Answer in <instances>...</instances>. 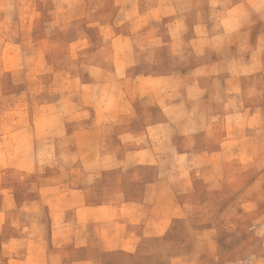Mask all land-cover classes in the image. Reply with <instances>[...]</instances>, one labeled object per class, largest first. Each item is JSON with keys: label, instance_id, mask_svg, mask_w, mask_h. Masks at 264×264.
<instances>
[{"label": "rangeland", "instance_id": "374dc122", "mask_svg": "<svg viewBox=\"0 0 264 264\" xmlns=\"http://www.w3.org/2000/svg\"><path fill=\"white\" fill-rule=\"evenodd\" d=\"M158 1L0 0L2 177L24 195L42 174L59 171L66 176L65 223L59 227L65 263L73 257L69 242L73 231L68 223L75 203L151 207L158 200L174 212L164 219L169 227L161 230L162 236L149 238L134 256L103 254L101 264H183L171 259L181 253L213 257V261L200 264H224L214 260L217 253L234 264H264V53L258 70L249 69L248 62L234 61L220 74H240L241 83L230 87L233 91L209 85L210 91L221 89V95L209 99L207 117L204 102L192 103L194 109L167 111L174 127L188 131V120L194 117L203 132L185 140L175 136L157 141L153 150L157 165L108 168L73 163L74 152L80 148V153L86 154L84 148L90 143H104L109 135L105 133L118 127L143 130L160 119L157 109H150L146 118L136 116L142 113L143 100L133 102L136 112L128 103L122 106V100L129 97L125 81L157 73L152 60L135 63L132 57L142 46L153 49L146 35L165 25L166 19L161 20L157 13L162 7L154 5ZM260 6L264 8L262 1ZM226 22L222 24L232 35L233 23ZM263 26L264 22L258 21V33ZM172 29L182 30L181 24ZM212 32L218 35L216 26ZM247 37L241 32L242 50L247 47ZM248 54L249 48L241 56L248 58ZM225 57L238 55L207 54L203 61L210 64ZM181 58H176L177 65L186 61ZM195 60L192 64L200 62ZM164 63L168 68L169 61ZM206 70L214 77L222 69L207 66ZM122 107L126 117L103 116ZM125 141L129 144L124 148L108 152L146 160V151L133 155L142 144L140 139ZM175 143L184 148L177 149ZM102 152L105 157L106 151ZM29 163L32 165L27 167ZM158 177L157 191H162V196L156 199L150 192L156 189L153 184ZM72 188L82 191L81 195H68ZM41 216L47 234L49 216ZM87 221L83 218L82 225ZM86 232L83 229L80 235ZM84 252L82 249L78 255Z\"/></svg>", "mask_w": 264, "mask_h": 264}, {"label": "crops", "instance_id": "0c3cea01", "mask_svg": "<svg viewBox=\"0 0 264 264\" xmlns=\"http://www.w3.org/2000/svg\"><path fill=\"white\" fill-rule=\"evenodd\" d=\"M261 1L264 3V0H159L155 2V6L162 7L157 13L161 20L166 19L165 25L161 28L158 26L160 29L156 30V33L147 34L148 37L146 35L147 40H152L150 42L153 49L142 46L136 50L132 58L135 63L140 59L146 63L152 60V67L157 73L142 74V78L135 77L125 81L129 83L127 89L129 97L122 100V106L128 103L136 112L133 102L143 100L144 104L139 108L142 113L136 116L146 118L150 116L148 113L150 109H157L160 112V119L146 124L143 130L118 127L117 131L105 133L109 135L104 143L100 141L90 143L87 148H84L87 150L86 154H81L80 148L78 152H74L77 153L74 157V165L78 163L108 168L125 165H157L158 157L153 151L157 141L162 139L166 141L168 138L172 140L175 136L185 140L202 133L203 129L199 127L201 124L194 117L188 120L190 122L188 131H184L178 125L174 127L171 119L167 118V111L183 110L188 107L194 109L192 103L204 102L207 117L209 99L213 100L215 94L216 97L221 95L219 94L221 89L210 91L209 85L230 88L241 83L240 74L227 75V77L220 75L229 70L227 66L238 61L248 62V68L254 71L261 68L259 57L264 53V30L257 32L258 21L264 22V8L260 6ZM225 21L233 23L232 35L226 30V24H222ZM174 24H181L182 30H173ZM214 26L218 31L217 36L212 32ZM241 32L248 35L247 47L244 50L241 49L239 41ZM248 48L249 57L242 58L241 53L247 52ZM214 53L236 54L238 57L233 59L225 57L223 60L217 58L210 64L203 61V56ZM194 55H198V58H194ZM177 57H182L181 60L186 61H181L180 65H177ZM195 59L200 62L192 64ZM167 61H169L168 68L164 63ZM207 66L221 67L222 70L218 75L211 77L206 70ZM166 69L168 71L163 72ZM105 80L109 81L107 77ZM230 90L234 89L230 88ZM123 110L122 107L114 111L115 114L104 113L103 116L110 118L115 116L118 119L126 117V113H122L125 112ZM146 111L147 113H144ZM95 116H98L96 111ZM188 117L184 116V118ZM58 130L59 134L63 133L62 128ZM89 132L95 134L93 129ZM143 135L146 137L144 138ZM129 137L140 139L142 144L135 148L133 155L146 151V160H140L139 157L130 159L126 154L108 152L113 148L115 150L124 148L128 143L125 140ZM175 147L184 148L178 143H175ZM102 151H106L105 157ZM58 164L61 167L64 165L63 162ZM29 165L32 163H29L27 167ZM3 174L0 172V264H101L103 254L121 253L128 257L136 255L144 242L150 240L149 238L156 240L162 236L161 230L169 227L164 219L172 213V209L164 207L158 200L153 201L151 207L140 205L138 207L137 204L130 203H119L115 206L101 204L82 206L81 203H75L70 207L73 214L72 222L68 223L73 231L69 241L73 244V257L65 263L63 250H61L64 242L60 238L62 228L59 227L65 223L66 206L63 199L66 193L63 186L66 176L59 171L56 174H42L28 185L23 195L20 189L15 188L13 183L2 177ZM74 181L75 177H73ZM160 182L158 177L153 184L156 189L150 192V196L156 199L162 196V191H157ZM81 193L82 191L77 188L67 192L73 197L75 194L80 196ZM40 214L49 216L47 234L41 226ZM83 218L88 219L84 226L81 223ZM83 229L87 231L85 236L80 235ZM82 249H85L83 256L78 255ZM198 256L181 253L171 256V259L183 261V264L213 261V257L209 255ZM214 260L218 263L234 264L220 253L214 255Z\"/></svg>", "mask_w": 264, "mask_h": 264}]
</instances>
